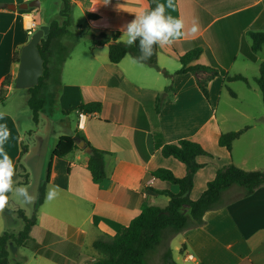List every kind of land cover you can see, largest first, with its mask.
I'll return each mask as SVG.
<instances>
[{
    "label": "crops",
    "instance_id": "0c3cea01",
    "mask_svg": "<svg viewBox=\"0 0 264 264\" xmlns=\"http://www.w3.org/2000/svg\"><path fill=\"white\" fill-rule=\"evenodd\" d=\"M36 1H40L41 7L42 0H0V94L5 90L3 81L6 77H15L16 82L19 64L14 60L15 54L39 28L37 24V29L30 31L28 18L35 19L40 7L23 10L20 5ZM70 1L73 12L79 9L84 13L88 29L120 32L119 40H122L121 29L134 19V15L150 10L148 0H110V3L109 0ZM157 2L167 5V0ZM172 3V8L166 6V15L183 19L186 34L170 45L181 55L201 48V56L192 65L213 67L231 76L239 75L231 74L239 65L260 70L264 60L259 54L264 47L259 53L253 52L249 32H264V0H172ZM10 5H15L16 10L10 9ZM88 14L97 15V19H89ZM194 23L198 31L192 34L190 30ZM63 42L65 38L54 42L51 48ZM96 47L89 62L81 68L80 77L62 82L57 106H60L65 117L61 119L64 128L59 133L54 130L55 136L48 154L42 152L45 151V139L39 137L42 143L40 147L37 145V132L40 130L39 126L34 130L33 114L28 105L29 90L18 89L15 83H11L7 93H4V102H0V112L4 113L0 123L6 124L10 132L8 140L0 148L13 160V186L32 188L35 185V190L31 191L35 196L32 210L17 202L9 206L10 209L5 206L0 210V219L5 217L9 220V214L17 216L10 212L17 210H23L31 217L39 189L48 175L52 153L62 136L74 138L79 135L93 148L106 152L107 177L99 184L93 183L90 177L88 162L91 153L85 149H76L64 158L53 160L46 192L49 188H55L58 195L48 201L45 194L44 204L37 213V224L31 230V238L25 247H17L18 259L14 258L12 263L10 252V264H85L87 259L100 258L93 248L97 239L104 235L115 236L117 228L128 226L145 206L165 208L170 198L153 194L150 190L178 193L179 188L157 179L154 172L164 168L183 178L187 169L180 161L162 155L161 149L155 145L156 133L162 135L166 144L188 139L200 143L212 154L207 140L215 135L211 133V128H216V106L219 102L212 89L216 83L225 86L233 82H225L223 76L213 80L209 84L208 102L192 74L176 75L173 81L165 76L163 79L160 77L162 72L154 74L153 69H148L150 67L128 59L130 55L119 64H112L102 51L108 46ZM57 55L55 52L54 56ZM160 56L179 62L163 51L158 53V62ZM72 59L71 55L68 61ZM160 67L175 74L182 66L180 62L177 66L164 59ZM171 85L174 91L167 94L158 112V98ZM85 89L90 90L86 95ZM100 89L104 90L101 113L85 115L77 110L86 102L99 99ZM65 112H68L67 116ZM81 115L84 117L83 129L78 128ZM74 117L78 122L73 128ZM245 134L235 141L232 154L220 147L221 132L215 135L218 146L229 153V163L244 170L246 166L234 162V152L236 144ZM213 156L199 158V162L206 166L196 175L191 193L193 200L202 195L218 169L227 165L212 168L211 164L217 161ZM34 163H39L40 170L32 185L30 164ZM203 174L209 178L204 183V190L195 196L199 177ZM23 176L26 177L24 182ZM204 220V226L171 238L164 245L162 254L168 247L171 248L178 264H264V186L249 197L245 196L243 188L233 186L222 194L221 207L207 212ZM20 221L23 229L24 222ZM11 245L15 247L14 243ZM27 251L31 252L30 256Z\"/></svg>",
    "mask_w": 264,
    "mask_h": 264
},
{
    "label": "trees",
    "instance_id": "16d2710c",
    "mask_svg": "<svg viewBox=\"0 0 264 264\" xmlns=\"http://www.w3.org/2000/svg\"><path fill=\"white\" fill-rule=\"evenodd\" d=\"M61 1L63 8L60 16L63 18V22L54 21L49 24V37L47 40H43L39 46L41 56L44 59V74L40 78L39 84L29 89L30 99L28 105L32 111L36 126L39 125L43 114L52 115L54 113L62 92L63 84L60 75L54 83H46V80L50 78L47 53L51 51L52 44L59 39L73 36L70 30L73 24V4L70 0ZM148 2L150 10L158 3L157 0H148ZM88 18L95 20L97 19V15L88 14ZM120 34V32H97L89 28L81 34V37L90 38L95 45H107L109 48V60L112 64H119L127 55H130L137 62L162 72L165 77H168L172 81L176 75L192 74L208 102H210L209 84L218 77L223 76L225 82L242 81L246 84L249 83L248 79L242 75L231 76L223 74L213 67L192 65L203 52L199 47L181 55L173 45L155 46L151 58L147 60L139 59L140 51L138 46H128L126 43L119 41ZM249 36L252 39L253 52H261L264 47V32L250 31ZM77 41V39H74L71 45L61 49V61H59V64L55 62L56 65L61 66V70L62 65L70 58V53L77 44ZM111 42L113 44L108 45ZM159 51H163L170 57L178 60L182 67L175 74H170L167 70L162 69L158 64ZM20 55L21 50L15 54L14 60L16 63H20ZM10 79V76L4 79L3 87ZM256 82L262 92L264 102V62L260 65V76L256 79ZM88 91L90 90L85 89V95ZM172 91H174V87L171 85L159 96L157 102L158 112H160L167 94ZM100 93L99 99L88 101L79 106L77 110L85 115L101 113L104 90L100 89ZM231 94L234 97L236 96L234 92H231ZM4 99L3 91L0 94V102L3 103ZM64 115L67 116L68 112H65ZM251 128V126H247L238 131L221 133L219 137L220 147L225 148L232 154L235 141L239 140ZM76 140L85 141L87 147L92 148L88 162V172L93 183L99 184L106 179V152L93 148L89 142L79 135L74 138L62 136L52 153L48 175L39 189L33 215L28 217L23 210L10 211L24 222V227L18 233L7 231L0 235V264H10L9 246L11 243H14L18 248H22L30 240L31 230L37 224V213L45 201L46 186L50 181L52 162L54 159L64 158L76 149H79ZM155 145L157 149H161V153L165 158H174L186 166L187 173L183 178L177 177L171 170L164 168L154 172V177L177 186L179 192L173 193L168 190L159 191L151 189L150 191L153 194L169 197L168 205L165 208L145 206L140 215L135 217L128 226L118 227L115 236L104 235L97 239L93 243V248L98 252L100 258L96 260L87 259L85 264H145L146 256L154 251L162 241L168 243L171 238L182 232L204 226L205 214L221 207V197L225 191L233 186H239L245 190V196L249 197L264 186V171H248L238 167L234 163H229L218 169L215 178L208 182L202 195L197 200H193L191 193L195 187L196 175L206 166V164L199 162V158H214L213 154L208 152L200 143L188 139H183L173 144H166L160 133L155 134ZM24 150L17 161V168ZM10 195L11 193H9V197ZM16 264L23 263L19 262ZM163 264H178L174 260L172 250L169 247L163 254Z\"/></svg>",
    "mask_w": 264,
    "mask_h": 264
},
{
    "label": "rangeland",
    "instance_id": "374dc122",
    "mask_svg": "<svg viewBox=\"0 0 264 264\" xmlns=\"http://www.w3.org/2000/svg\"><path fill=\"white\" fill-rule=\"evenodd\" d=\"M40 2V1H39ZM63 8V3L61 0H42L40 10L35 13V20L39 27L42 24H45L50 21H58L62 22V18L60 16V12ZM85 15L79 9H75L73 12V24L70 28L73 36L69 38H65V42L61 45L56 44L51 51L47 53L48 56V68L50 78L46 80V83H54L58 76H61V80L65 81H73L80 77L81 68L84 67L85 63L90 59V55H92L93 51L97 50V45L90 38L81 37V34L86 31L87 24L85 20ZM30 20V18L28 19ZM100 32V31H97ZM77 39V44L71 51V55L73 59L71 61H66L62 66L58 64L61 61V49L71 45L74 42V39ZM121 42L126 43L124 40H119ZM58 51V53H57ZM104 53H106V58L109 60V52L108 47L102 49ZM58 54L54 56V54ZM259 57L264 60V50ZM128 59L134 60L131 56ZM174 62L175 65L178 66L179 62L175 60H171L170 58L160 56V60L158 64L164 61ZM18 61V56H17ZM101 61V60H100ZM58 63L56 65V63ZM19 63H17L18 65ZM159 64V66H160ZM97 66L98 63L95 62ZM144 67H150L145 64H141ZM86 69V68H84ZM153 69V73L158 74V70ZM61 70V73H60ZM231 74H239L245 76L249 83L246 84L242 81H234L232 84L222 85L216 83L212 89L215 97H219L218 105L216 106V114H217V123L216 128L213 130L211 128V133L217 135L218 133H227L231 131H238L247 126H251L252 128L248 133L245 134V137L236 144L235 152H234V162L238 164H242L246 166V170L248 171H256L262 170L264 171V102L263 95L261 90L259 89L256 79L260 76V70L252 68V67H244L242 65L236 66ZM161 78L164 79V75H160ZM11 83H15V77H13L5 83L4 93L6 94L8 91V86ZM63 84V83H62ZM231 92L236 94L234 97ZM218 94H220L218 96ZM5 96V95H4ZM217 104V103H216ZM64 119L63 113L61 111L60 106H56L55 111L52 115L43 114L39 123V132H37V145L40 147V143L42 140H39V137L45 139L46 145L44 146L42 152L49 153L52 146V141L55 136L54 132L57 133L63 131L64 126L62 125L61 119ZM78 119L74 117L72 119V127L74 128L77 125ZM34 123V120H33ZM35 129L38 127L34 124ZM55 130V131H54ZM70 134H73V131L69 130ZM214 138L212 136L207 140L208 147L210 148L212 154L215 155L217 161L211 164L212 168H216L217 166H221L222 164H228L230 162V155L226 150H222L217 143L216 136ZM50 142V145H49ZM46 148V149H45ZM38 159V158H37ZM31 166V179L30 184L35 183V180L38 178L39 172V163L30 164ZM212 173V172H211ZM23 175V174H21ZM206 174H203L199 177V181L197 184L195 196L200 194L202 190H204V183L208 179ZM23 182L26 181V177H22ZM28 189L31 191L35 190V185L31 187L28 186ZM32 194V193H31ZM38 197V196H37ZM19 202L14 196H10L8 203L6 205V209H10L9 206L15 205ZM29 206L30 210L33 209V202ZM32 212V211H31ZM34 212L31 213V216ZM188 214V211L186 210ZM9 218L12 220H7L5 217L0 219V235L6 231L18 233L22 230L23 223L17 216L9 214ZM7 217V216H6ZM164 245H167V242L162 241V243L152 252H150L145 259V264H163V249ZM9 251L11 252V263L14 261V258L18 259L17 251L18 248L13 245L9 246ZM27 255H31L30 251L26 252Z\"/></svg>",
    "mask_w": 264,
    "mask_h": 264
},
{
    "label": "clouds",
    "instance_id": "9594fccd",
    "mask_svg": "<svg viewBox=\"0 0 264 264\" xmlns=\"http://www.w3.org/2000/svg\"><path fill=\"white\" fill-rule=\"evenodd\" d=\"M118 6L122 7V5ZM166 6L167 8H172V0H167V5L156 3V6L151 10L138 12L134 15V19L121 29V39L128 46H138L140 51L139 59L147 60L151 58L155 46L163 47L172 44L186 34L184 31V20L166 15ZM190 31L192 34L198 31L195 23ZM3 116L4 113L0 112V120L3 119ZM9 135L10 132L7 125L0 123V146L8 140ZM14 174L15 166L12 158L0 148V210H3L7 205L9 193L23 205H30L35 199L28 187L13 186ZM57 195L58 192L55 188H49L46 192V199L51 201Z\"/></svg>",
    "mask_w": 264,
    "mask_h": 264
},
{
    "label": "water",
    "instance_id": "95a60500",
    "mask_svg": "<svg viewBox=\"0 0 264 264\" xmlns=\"http://www.w3.org/2000/svg\"><path fill=\"white\" fill-rule=\"evenodd\" d=\"M40 7V2L25 3L20 5L23 10L29 8ZM10 9L16 10L15 5H10ZM50 33L49 25H41L37 31H35L30 40L21 49L19 71L16 77L15 85L18 89L29 90L37 86L40 82V78L44 74V59L41 56L39 46L43 40H47ZM113 44L112 42L108 45ZM77 145L81 149H85L86 152L92 153V148L87 147L85 141L76 140Z\"/></svg>",
    "mask_w": 264,
    "mask_h": 264
},
{
    "label": "built area",
    "instance_id": "2783aa9c",
    "mask_svg": "<svg viewBox=\"0 0 264 264\" xmlns=\"http://www.w3.org/2000/svg\"><path fill=\"white\" fill-rule=\"evenodd\" d=\"M28 26H29V30L30 31H35L37 29V27H38L35 19H33V18H30V22H28ZM83 118H84L83 115H81L80 116V121L78 123V128L79 129H83L84 128Z\"/></svg>",
    "mask_w": 264,
    "mask_h": 264
},
{
    "label": "bare ground",
    "instance_id": "6f19581e",
    "mask_svg": "<svg viewBox=\"0 0 264 264\" xmlns=\"http://www.w3.org/2000/svg\"><path fill=\"white\" fill-rule=\"evenodd\" d=\"M29 19V18H28ZM28 22H30V20H28Z\"/></svg>",
    "mask_w": 264,
    "mask_h": 264
}]
</instances>
